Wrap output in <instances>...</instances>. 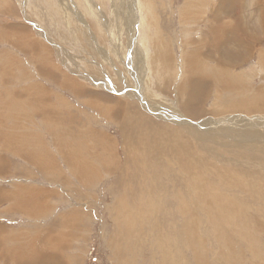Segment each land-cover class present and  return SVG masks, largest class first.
<instances>
[{"label":"rangeland","instance_id":"rangeland-1","mask_svg":"<svg viewBox=\"0 0 264 264\" xmlns=\"http://www.w3.org/2000/svg\"><path fill=\"white\" fill-rule=\"evenodd\" d=\"M221 1L227 6L216 12ZM221 1L0 0V264H264V201L256 205V197L245 199L249 191L230 185L236 178L249 179L253 189L258 180L264 182V169L254 174L256 164L222 166L213 159L205 165L189 153L165 154L163 145L180 139L162 130L175 132L167 127L176 129L178 119L120 91L147 88L156 104L174 110L185 99L180 92L185 75L203 72L213 80L202 107L224 115L244 93L264 89V39H249L262 32L264 0ZM214 11H222L219 20H233L248 31L249 41L242 46L229 34L225 52L236 53L221 55L222 49L214 53L207 47L201 51L207 64L197 62L190 43L204 33L212 39L204 20H213ZM217 66L231 72V85L217 77ZM235 75L247 92L240 91ZM34 95L46 96L53 116L42 114ZM127 117L147 133L142 146L139 136L128 137L121 127ZM210 117L197 114L190 122ZM191 134L196 136L194 130ZM125 135L130 139L124 149ZM196 142L201 153L207 151L206 144ZM195 145L192 153L198 152ZM144 146L152 155H143ZM258 161L264 162L263 154ZM212 188L233 198L229 214L221 211L226 200L209 196Z\"/></svg>","mask_w":264,"mask_h":264},{"label":"bare ground","instance_id":"bare-ground-1","mask_svg":"<svg viewBox=\"0 0 264 264\" xmlns=\"http://www.w3.org/2000/svg\"><path fill=\"white\" fill-rule=\"evenodd\" d=\"M138 2L140 0H137ZM204 1V0H203ZM213 1V0H212ZM221 1V0H220ZM206 2V1H205ZM204 2V4H205ZM209 2V1H208ZM207 2V3H208ZM211 3V1H210ZM259 4L262 3V0H259L258 2ZM257 5V4H255ZM27 6V4H26ZM209 6V5H208ZM227 5L224 3V2H220L219 5L217 6L216 8V12L219 10H221L222 8H225ZM242 6V5H241ZM264 6V5H263ZM200 7V6H199ZM244 7V6H243ZM262 7V6H261ZM201 8V7H200ZM210 8V7H209ZM240 8V7H239ZM260 8V7H259ZM202 9V8H201ZM254 9V8H253ZM228 10V9H227ZM262 10V9H261ZM264 11V10H263ZM203 12V11H202ZM215 11L212 13L214 14L212 16L213 20H204V22H206L205 24H207V27H208V32L209 33H212V39H208V36L206 35V33H204V35L197 41H199L198 43L196 41H191L190 44H192V46H194V60L197 59L198 61L197 62H205L206 60L203 59V55L201 53V51H203L204 48H207L209 47V49L211 51H213L214 53L215 52H219L220 49H222L220 51V54L221 55H225V53H228L225 52L227 49V47L229 46V42H228V39H229V34L232 35V34H235L237 36V39L239 40V44L242 45V46H245L249 40L245 39V37H248L249 38V35H248V31H242L240 29H242L241 27H238L237 24L235 25L232 21H229L227 19L225 20H219L220 17H222V14L221 12H218L216 13ZM260 12V11H259ZM262 12V11H261ZM211 13V12H210ZM251 13V12H250ZM232 14V13H231ZM263 14V13H262ZM210 15V14H209ZM206 16V15H205ZM263 21H264V14H263ZM216 18V20H214ZM253 18V16L251 17ZM261 18V17H260ZM259 18V19H260ZM208 19V18H207ZM218 19V20H217ZM245 21V20H244ZM260 22V21H259ZM253 23H254V20H253ZM258 23V22H257ZM202 24V22H201ZM255 24V23H254ZM261 25V24H259ZM192 26V25H191ZM190 26V28H191ZM194 26H196V21L194 23ZM197 26H199V23L197 22ZM206 27V28H207ZM253 28V27H252ZM255 28V27H254ZM257 28H259L257 26ZM256 29V28H255ZM243 30H246V29H243ZM260 30H262V34L260 35H255V37H258V38H249V39H257V41L259 40H263L264 39V26L262 28H260ZM235 31V33H234ZM254 31V29H253ZM19 32V31H18ZM198 32V30L196 31ZM231 37V36H230ZM157 38V37H156ZM194 38V37H193ZM235 38V37H233ZM158 40L160 41L161 38H158ZM230 40V39H229ZM162 42V41H161ZM190 42V41H189ZM245 42H247L245 44ZM260 42V41H259ZM235 43V42H234ZM196 44V45H194ZM238 44V42H237ZM261 44V43H260ZM263 44V42H262ZM259 45V44H258ZM18 46V45H17ZM27 46V45H26ZM237 46V45H235ZM247 46V45H246ZM248 46H251L248 44ZM240 47V46H239ZM238 47V48H239ZM63 48V47H62ZM60 49V51L62 52L63 49ZM230 48V47H229ZM249 48V47H248ZM25 49V48H24ZM31 49V48H30ZM29 49V50H30ZM231 49V48H230ZM233 49V48H232ZM237 49V48H236ZM243 51L245 52L246 50H244V48H242ZM23 50V49H21ZM165 50V49H164ZM238 50V49H237ZM251 47L250 49H248V52L250 53L251 51ZM254 50V49H253ZM240 52V50H238ZM27 52V51H26ZM169 52V51H168ZM167 52V54H168ZM232 52H237L236 50H232ZM231 52V53H232ZM254 52V51H253ZM262 54H263V57H264V51L262 49ZM63 53V52H62ZM164 53V52H163ZM209 53V52H208ZM230 53V52H229ZM228 53V54H229ZM230 53V54H231ZM258 53V52H257ZM253 54V53H252ZM251 54V55H252ZM210 55V54H209ZM220 55V56H221ZM233 55V54H231ZM241 55V53H240ZM248 55V54H246ZM244 54V56H246ZM250 55V56H251ZM216 57L218 56L215 55ZM219 56V57H220ZM254 55H252L253 57ZM64 57V56H63ZM158 58H160V55L157 56ZM163 57V56H162ZM218 57V58H219ZM224 57V56H223ZM229 57V56H228ZM234 57L236 58V61L238 59H241L239 57L238 54H234ZM243 57V55H242ZM247 57V56H246ZM261 57V56H260ZM61 58V57H60ZM168 58V57H167ZM166 58V60H167ZM192 58V57H191ZM190 58V59H191ZM66 59V58H65ZM164 59V58H163ZM211 60V58H208ZM212 59H215V58H212ZM249 59V58H248ZM160 60V59H159ZM228 60V59H227ZM243 60V59H242ZM68 61V60H67ZM193 61V60H192ZM190 61V62H192ZM214 61V60H212ZM219 63L220 64H224L225 65V61H224V58L221 59H218ZM248 60L245 58L244 61L239 62V64H245ZM259 61V60H258ZM66 62V61H65ZM72 62V61H71ZM196 62V61H195ZM194 62V63H195ZM210 62V61H209ZM44 63V61H43ZM207 64V62H205ZM215 63V62H214ZM262 63V67H264V58L263 59H260V64ZM164 64V63H163ZM186 64V63H185ZM218 64V63H217ZM237 65V66H241V65ZM166 65V64H165ZM164 65V66H165ZM223 65V66H224ZM198 66V65H197ZM196 66V67H197ZM230 66V65H228ZM195 67V68H196ZM226 67V66H225ZM232 67V66H231ZM69 68V67H68ZM188 68V67H187ZM217 68L219 69V71H217V77H222L223 78V85H226V86H229L231 85L233 82L228 78L229 75H231V72H229V70L227 68H222L221 66H217ZM167 69V68H166ZM185 69V67H184ZM182 69L183 71L186 72V70ZM190 68H188L189 70ZM216 69V68H215ZM231 69V68H230ZM235 69V68H234ZM232 69V70H234ZM246 69V68H245ZM45 70V69H44ZM70 70V69H69ZM83 70V69H82ZM85 70V69H84ZM178 70V69H177ZM191 70V69H190ZM195 70V69H194ZM237 70V69H236ZM242 70V69H241ZM250 70V69H249ZM262 70V68L260 69H257V71H260ZM167 71V70H166ZM240 71V70H239ZM257 71H252L251 70V75H254L255 73H257ZM71 72H74V71H71ZM81 74L88 80H93V78L88 75L85 71H80ZM99 72V71H98ZM169 72V71H168ZM194 72V71H193ZM62 73V72H61ZM156 73V72H155ZM162 73V72H160ZM170 73V72H169ZM207 73V72H206ZM49 74V73H48ZM92 75V74H91ZM8 76V75H7ZM74 76V74H73ZM165 76V75H164ZM173 76V74L171 75ZM177 76L179 77V75L177 74ZM184 76V75H183ZM250 76V75H249ZM259 76V75H258ZM75 77V76H74ZM155 77V76H154ZM169 77V76H168ZM211 75L210 74H205L203 72H197V73H192L190 71L189 74H186L185 77H184V80L182 82V84H180V92L181 94H183L185 96V99L184 101L182 100L183 104L180 105V107H174V110H171V109H168L166 108L163 104L159 103V104H156L154 97L152 96L153 94L149 92V90L147 88H141L140 86H138L137 88H133V87H128V94L126 95V87L121 89V94H123L125 97H134L135 100L138 101V99L140 98L144 105L145 106H148L152 109H158L159 111L163 112V113H170V115H175L176 119H178L179 123H176V129L172 128V127H167L168 129H171L175 132L173 133H170V132H166L165 130H162V135L165 134L167 135L168 138H174V140L176 138H179L180 140H175L173 141L171 144L169 145H163L164 148H167V149H160L162 152H165V154H172L173 156H180L181 153H183L184 155L186 154V156L188 157V153L190 155L193 156V159H196L199 161L200 163V160H202L205 165H212L213 161L215 162H219L222 166H231V167H239L240 165L242 164H246V168L248 169H252L253 166L256 164L257 165V171L254 172V174H259L262 169H264V162H259L258 161V154H263L264 155V128H261L259 126H262L264 125V123H260V122H264V116L258 114L259 112H264V95H263V98L261 99V95L264 94V89L263 88H259L256 93L254 92L253 96H251L250 94H248L249 92H247L249 89L246 88L244 86V82L242 80V78L238 75H235L234 76V79L233 81L235 83H238L240 84L241 86L239 87L240 88V91L242 92H247L246 94L244 93V96L243 98H241L242 100L239 101V102H235L233 103L231 106H229L230 108L227 109V111L225 110V113L224 115H219L220 114H223L222 111L218 109H215V107H219L218 105L214 106L213 109L214 112H211V111H208L207 109L205 110L203 107H202V100L205 99V96L206 94L209 93V84L208 82H211L213 79L210 78ZM213 77V76H212ZM9 78V77H8ZM48 78V77H47ZM66 78V77H65ZM70 78V77H69ZM105 78V77H104ZM161 77L160 75H156V79L159 80ZM166 78V76L164 77ZM244 78V77H243ZM264 78V77H262ZM44 79V78H43ZM50 79V78H49ZM55 79V78H54ZM73 79V78H72ZM122 79H125L124 76ZM170 79V78H169ZM182 79V77H181ZM232 79V77H231ZM42 80V79H41ZM52 80V79H51ZM138 81V77L135 76V81ZM161 80V79H160ZM159 80V81H160ZM168 80V79H166ZM246 80V79H244ZM8 81V80H7ZM10 81V80H9ZM77 82V81H76ZM149 82V80H148ZM163 82V81H162ZM161 82V84H162ZM168 82V81H166ZM165 82V83H166ZM8 83H11V82H8ZM156 83H159V82H156ZM164 83V84H165ZM220 83V82H219ZM218 83V84H219ZM263 83V82H262ZM17 84V83H16ZM67 84V83H66ZM214 84V83H213ZM217 84V83H216ZM264 84V83H263ZM261 84V86L263 85ZM18 85V84H17ZM68 85V84H67ZM148 85V84H147ZM16 86V85H15ZM42 86V85H41ZM179 86V85H178ZM248 86V85H247ZM259 86V85H257ZM32 87V86H31ZM38 87V86H37ZM104 87V86H103ZM158 87V84L157 86ZM224 87V86H223ZM238 87V85H237ZM44 88V87H43ZM62 88V87H61ZM74 88H77L76 86ZM79 88V87H78ZM77 88V89H78ZM160 88V87H159ZM176 88V87H175ZM229 88V87H228ZM257 88V87H256ZM30 89V87H29ZM32 89V88H31ZM30 89V90H31ZM80 89V88H79ZM82 89V87H81ZM80 89V90H81ZM113 89V88H112ZM158 89V88H157ZM238 89V88H237ZM40 90V89H39ZM46 91V89H44ZM43 89H41V91H44ZM115 90V89H114ZM163 90V89H161ZM218 90V89H217ZM220 90V89H219ZM251 90V89H250ZM29 91V90H28ZM35 91V90H34ZM33 91V92H34ZM37 91V89H36ZM48 91V90H47ZM78 91V90H77ZM116 91H119L116 89ZM176 91V90H175ZM213 91V90H212ZM211 91V92H212ZM19 92V91H18ZM221 92V91H220ZM35 93V92H34ZM41 93V92H40ZM156 93V92H155ZM239 93V92H238ZM252 93V92H251ZM211 94V93H210ZM209 94V95H210ZM213 94V92H212ZM236 94V93H235ZM240 94V93H239ZM248 94V95H247ZM221 95V94H220ZM238 95V94H237ZM245 95H247L245 99ZM30 96V95H29ZM33 96V94H32ZM179 96V95H178ZM236 96V95H235ZM34 97H39V96H36L34 95ZM48 97V96H47ZM60 97V96H59ZM182 97V96H181ZM240 97V96H239ZM242 97V96H241ZM15 98V97H14ZM40 98V102H41V105L40 104H37L38 105V109L39 108H43L44 111H41L42 114H50L48 112H50L49 108H48V104L46 102V96L43 97H39ZM162 98V97H161ZM166 98V97H165ZM169 98V97H168ZM167 98V99H168ZM183 98V97H182ZM177 99V97H176ZM179 99V97H178ZM238 99V98H237ZM236 99V101H237ZM259 99V101H258ZM261 99V100H260ZM17 100V99H16ZM33 99V102H35ZM62 100V98H61ZM164 100V99H162ZM173 100V99H172ZM216 100V99H215ZM19 101V99H18ZM51 101V100H50ZM168 101V100H167ZM167 101H164L167 102ZM178 101V100H177ZM220 101V100H219ZM171 102V101H170ZM209 102V101H208ZM213 102V101H212ZM215 102V101H214ZM178 103V102H177ZM199 104L198 106H195L196 104ZM226 103V102H225ZM229 103V102H228ZM231 103V102H230ZM215 104V103H214ZM124 105V104H122ZM204 105V104H203ZM230 105V104H229ZM206 106V105H204ZM216 107V108H217ZM62 108V107H61ZM180 109V113L178 112V110ZM56 111V110H55ZM173 111V112H172ZM39 112V111H38ZM52 112V111H51ZM113 112V111H112ZM37 113V112H36ZM208 114L210 113L211 114V117L206 119V120H203L201 123H198L196 125H193L192 123H195V122H190V118H193L195 117L197 114ZM252 114V115H251ZM51 115V114H50ZM49 117L51 118V115ZM55 115V114H54ZM129 115V114H128ZM187 115V116H186ZM44 116V115H43ZM48 117V115H47ZM71 117V116H69ZM111 117V116H110ZM124 117V116H123ZM122 117V118H123ZM129 117V116H128ZM126 118V122H122L121 123V127L123 125V129L124 131L127 133L128 132V137H130L131 135L132 136H139V140H142L141 141V146L143 144V141L145 140L144 137L147 136V133L144 132V130H142L140 128V126L138 124H136L133 119H130L129 118ZM166 117V116H164ZM184 117H187L189 119H181V118H184ZM54 118V117H53ZM181 119V120H180ZM129 120V121H128ZM175 125V124H174ZM128 127V128H127ZM194 130L196 132V136L192 135L191 134V131ZM124 135V134H123ZM109 136V135H108ZM107 136V137H108ZM102 137V136H100ZM99 137V138H100ZM126 135L123 137L124 138V144H123V147L125 149V147L127 146V139H130L128 138ZM111 139V137H109ZM113 140V139H112ZM135 140V139H133ZM133 140H131V144L132 146H134L135 143ZM136 140H138L136 138ZM196 140H198L200 143H204L207 145V147H205V149L207 148V151H205L204 153H201V151L199 150V145H198V142H196ZM133 141V143H132ZM146 141V140H145ZM114 142V141H113ZM128 142V141H127ZM148 142V140H147ZM146 142V143H147ZM130 144V143H129ZM134 144V145H133ZM196 144L198 147L196 148L197 149V153H192L191 150L193 149V145ZM138 145V144H137ZM136 145V146H137ZM176 145H178V147H176ZM195 145V146H196ZM217 146H222L223 147V151H221L219 149V147L217 148ZM138 147H140V145H138ZM145 147V150L144 152L146 153L149 149L147 148V146H144ZM162 147V146H161ZM132 148V147H131ZM156 148V147H155ZM154 148V149H155ZM148 149V150H147ZM153 149V148H151ZM203 149V148H202ZM134 150V149H132ZM139 150H141V148H139ZM147 150V151H146ZM156 150V149H155ZM176 150V151H175ZM173 151H175V154L173 153ZM193 151V150H192ZM141 152V151H140ZM152 151H150L149 153H146V154H143V155H147V154H150L152 155L151 153ZM157 153V152H156ZM205 153H208L210 154V158L211 159H208L206 157V154ZM134 154V153H133ZM155 154V153H153ZM158 154V153H157ZM163 155V154H162ZM141 156V155H140ZM154 156V155H153ZM132 157V156H131ZM135 157V156H134ZM143 157V156H142ZM28 158V157H27ZM192 158V157H191ZM165 159V158H164ZM176 159V158H175ZM174 159V160H175ZM214 159V160H213ZM145 160V159H144ZM152 160V159H151ZM213 160V161H212ZM223 160V161H221ZM229 160H231L229 162ZM157 161V160H156ZM169 161V160H168ZM193 161V160H192ZM197 161V163H198ZM176 162V160H175ZM169 163V162H168ZM172 163V162H171ZM148 165V164H147ZM179 165V164H178ZM215 165V164H214ZM154 167V165H152ZM94 167V166H93ZM41 168V167H40ZM167 169V168H166ZM171 169V168H169ZM173 169V168H172ZM181 169L182 167H178V171L180 173H187L186 171H183L182 169V172H181ZM41 170V169H40ZM192 170V169H191ZM236 170V169H235ZM80 172V171H79ZM153 172V171H152ZM167 172V170H166ZM174 172V171H173ZM259 172V173H257ZM168 173V172H167ZM219 173V172H218ZM222 173H225V172H222ZM152 174V173H150ZM171 174V173H170ZM227 174V173H226ZM190 176V175H189ZM188 176V178H189ZM223 176V175H222ZM239 176V175H238ZM71 177V176H70ZM183 177V175H182ZM226 177V175L224 176ZM229 177V176H228ZM190 178H192L190 176ZM231 178V177H230ZM229 178V179H230ZM183 179V178H182ZM185 179V178H184ZM260 179V178H259ZM201 180V179H200ZM221 181L225 182V183H228V181H225V180H222L220 178ZM258 180V179H257ZM76 181V180H75ZM164 181V180H163ZM173 181H175L173 179ZM180 181V179H179ZM179 181L177 183H179ZM263 181H264V178H263ZM94 182V181H93ZM202 182V181H201ZM204 182V181H203ZM78 183V182H77ZM149 183V182H148ZM155 183V182H154ZM176 183V184H177ZM250 183V180L248 179L247 180H243L241 181L239 178H236L230 185L232 187V190H238L240 189L241 190V193L243 192H248L249 191V196H246L245 199L248 200L247 198L248 197H256L254 198V201L256 202L255 204L257 205L259 203V201H264V182H261L258 180V183L259 184H254L253 185V189L249 188L248 185ZM256 183V182H255ZM76 184V182H75ZM157 184V183H156ZM224 185V183H221ZM133 185V184H131ZM151 185V184H150ZM165 185V184H164ZM61 186V185H60ZM229 186V185H228ZM77 187V186H76ZM120 187V186H119ZM123 187V186H121ZM170 187V186H169ZM52 188V187H51ZM59 188V187H58ZM65 189V188H64ZM72 189V188H71ZM33 190V189H32ZM38 190V189H37ZM41 190V189H40ZM45 190V189H44ZM141 190V189H140ZM220 190V189H219ZM230 190V189H229ZM143 191V190H142ZM73 192V191H72ZM147 192V191H146ZM228 192V191H227ZM226 191H223L221 190L220 193H218V189L216 188H212V191L210 192V195L209 196H213V197H220L222 200H226L228 202V204L226 205L227 207H225L223 210H221L220 208H218L219 210L229 214V208L231 206L232 208V199H230V195L227 194ZM48 193V192H47ZM126 193V192H124ZM45 194V193H44ZM9 195V194H8ZM67 195V194H66ZM159 195V194H158ZM36 196V195H35ZM124 196V195H123ZM122 196V197H123ZM127 196V195H125ZM37 197V196H36ZM70 197V196H69ZM72 197V196H71ZM250 197V198H251ZM76 198V197H75ZM212 198V197H211ZM47 199V197H46ZM45 199V200H46ZM79 199V198H78ZM214 199V198H213ZM229 199V200H228ZM45 200H43V203L45 202ZM158 200V199H157ZM169 200V199H168ZM211 200V199H210ZM244 200V199H243ZM70 202V201H69ZM46 203V202H45ZM81 203V202H80ZM208 204H210L208 202ZM76 205V204H75ZM84 205V204H83ZM148 205V204H147ZM77 206V205H76ZM82 206V205H81ZM85 206V205H84ZM211 208L213 209H217V208H214L216 205H212L210 204ZM73 207V206H72ZM80 207V206H79ZM217 207V206H216ZM78 208V207H77ZM217 209V210H218ZM211 210V209H209ZM80 211V209H79ZM82 212V210H81ZM80 213V212H79ZM164 218V217H163ZM167 223V222H166ZM259 223V222H258ZM158 224V223H157ZM263 224V223H262ZM258 225V224H257ZM1 231V230H0ZM159 232V231H158ZM156 233V232H155ZM161 234V233H160ZM170 237V236H169ZM9 249V248H8ZM38 251V250H37ZM234 251V250H233ZM197 253V252H196ZM213 253V252H212ZM18 255V254H17ZM209 255V254H208ZM210 256V255H209ZM56 257V256H55ZM54 257V258H55ZM198 257V256H197ZM28 261V260H27ZM212 261V260H211ZM4 262V260L2 261ZM1 262V263H2ZM11 262V261H10ZM28 263V262H27ZM5 264V263H4ZM7 264V262H6ZM24 264V263H23ZM26 264V263H25Z\"/></svg>","mask_w":264,"mask_h":264}]
</instances>
